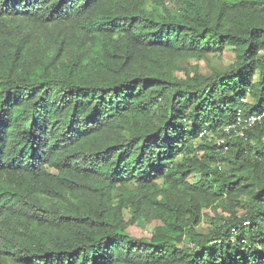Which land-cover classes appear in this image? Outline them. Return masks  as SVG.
<instances>
[{
    "label": "trees",
    "instance_id": "1",
    "mask_svg": "<svg viewBox=\"0 0 264 264\" xmlns=\"http://www.w3.org/2000/svg\"><path fill=\"white\" fill-rule=\"evenodd\" d=\"M239 110L264 0H0V264H264V116L209 139Z\"/></svg>",
    "mask_w": 264,
    "mask_h": 264
},
{
    "label": "rangeland",
    "instance_id": "2",
    "mask_svg": "<svg viewBox=\"0 0 264 264\" xmlns=\"http://www.w3.org/2000/svg\"><path fill=\"white\" fill-rule=\"evenodd\" d=\"M233 59H234V54L230 50L226 51L222 58L221 57L213 58L214 62L217 64H220V65L230 63L233 61ZM199 64L206 70V63L204 61H200ZM209 139L213 140V141H217L218 137L210 134ZM199 177H200V173L198 171H194L193 174L190 176L189 180L190 181H196L197 179H199ZM125 216L127 219H129L130 213L126 212ZM154 227H155V224L143 221L141 224H137V225L130 227L129 231L134 236L149 237L151 235ZM208 227H209V224L207 222H204V223H202V225H200L199 228L206 230Z\"/></svg>",
    "mask_w": 264,
    "mask_h": 264
},
{
    "label": "built area",
    "instance_id": "3",
    "mask_svg": "<svg viewBox=\"0 0 264 264\" xmlns=\"http://www.w3.org/2000/svg\"><path fill=\"white\" fill-rule=\"evenodd\" d=\"M238 121L236 124H231L225 128V131L228 133V136L218 138L217 143L222 147V152L225 153L228 150V146L226 144V141L232 137L231 130L233 129L236 135H244V131H239L237 126L241 125L242 128L250 127L257 122H260L264 116V113L262 115L252 114L247 117L242 116L241 110L238 111ZM206 133V130L203 131L202 135ZM210 135V134H209Z\"/></svg>",
    "mask_w": 264,
    "mask_h": 264
}]
</instances>
